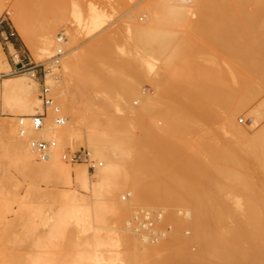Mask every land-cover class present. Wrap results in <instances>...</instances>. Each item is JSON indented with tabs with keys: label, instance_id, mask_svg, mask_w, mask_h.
<instances>
[{
	"label": "bare ground",
	"instance_id": "6f19581e",
	"mask_svg": "<svg viewBox=\"0 0 264 264\" xmlns=\"http://www.w3.org/2000/svg\"><path fill=\"white\" fill-rule=\"evenodd\" d=\"M250 3L253 11L247 10ZM24 5L17 3L7 14L35 61L47 63L53 52L65 50L60 62L51 60L53 66L46 67L50 72L44 79L52 102L44 107L33 71L6 74L11 66L0 45V106L7 114L0 119V167L4 163L0 170L5 174L0 179V223L9 229L13 222L16 236L41 227L32 251L20 264H135L141 253L160 256L151 264H264V124L250 135L235 121L264 87V0H146L107 38L71 55L68 52L79 36L99 28L106 13L92 8L84 14L76 11L70 20L73 28L51 18L36 39ZM3 6L0 0V14ZM137 13L145 17L143 22L137 21ZM192 17L196 23L191 25ZM181 33H187V40H182ZM197 34L226 47L235 56L232 64L193 74L197 68L190 62L196 57L193 35ZM8 45L14 49L12 43ZM111 47L119 56L108 76L86 77L94 62L111 63ZM179 56H185L184 63ZM14 57L19 60L17 54ZM173 60L183 63L180 69ZM129 66L136 71L133 78ZM57 67L64 83L55 80ZM143 67L148 72L163 69L167 79L172 76L173 82L181 76L188 84L180 83L181 94L173 96L167 88L160 89L155 78L148 81L154 92H142L136 77H141ZM228 84L237 88L228 89ZM158 89L166 92L159 93L166 100L180 95L181 99L163 106ZM43 111L42 125L35 127L31 118ZM114 111H122L121 116ZM254 111L252 122L254 116L257 119ZM143 115L155 116L154 123L149 119L153 129L174 138L178 132L191 131L194 118L205 116L207 123L213 117L218 126L196 146L185 144L178 149L164 137H156L159 146L165 147L155 150L164 162L156 158L159 164H154L148 160L155 148L152 127L144 133L140 127L144 135L140 139L133 133L135 119ZM137 139L143 143L139 150ZM36 140L53 142L45 159L32 146ZM76 144L85 147L87 157L70 163L67 152ZM216 161L221 162L219 167ZM10 168L27 180L23 192L19 187L24 181L14 176L16 180L8 183L13 179ZM57 184L62 187L51 188ZM237 185L245 190L238 191L244 192L239 197L242 202L234 198L232 206L241 209L235 212L225 203L229 197L221 194L224 188L236 191ZM122 192L125 195L119 198ZM144 204L161 206L156 210L159 219L149 230L139 229L135 225L139 212L132 213ZM227 222L232 229L226 228ZM182 225L189 227L190 237L174 230ZM154 232L158 238L151 236ZM191 242L197 245L195 253L187 248ZM66 246L71 248L63 254Z\"/></svg>",
	"mask_w": 264,
	"mask_h": 264
},
{
	"label": "rangeland",
	"instance_id": "374dc122",
	"mask_svg": "<svg viewBox=\"0 0 264 264\" xmlns=\"http://www.w3.org/2000/svg\"><path fill=\"white\" fill-rule=\"evenodd\" d=\"M145 1L146 0H2V3H3L4 6H3L2 12H1L2 15L0 14V45H1V50H2L3 54L5 55L6 59L8 60V62L10 63V66H11L10 67L11 71L9 73H6V74H8L10 76V75H15V74H18V73H21V72L30 71L31 69H26L27 66L21 67V64L29 63V65L34 66V69L36 70L35 71V79L38 82V89H39V92H40L43 73L46 74L49 71V70H46L48 68V66H51L53 64L52 61H51L52 59L47 62L48 64L47 63H39V62L35 61V59L32 57L33 55L29 52L30 50H28V48L25 45V43L23 42V40L21 39V37H19V34L16 32V30L14 28V24H13L12 20L9 19L10 15L7 14V11L9 9H11V7H14L17 3L21 2V3H23V4H25L27 6V7H25V5H24L25 11L28 8L27 11H28L29 15L27 14V11H26V14H27V16H29L30 29H31V32H32L33 36H36L35 37L36 39L40 35L41 28H42L43 24H45V22L48 21L51 18H54L56 21L60 22L61 24L66 25L68 27L71 25L70 28H73L72 26H74V25H72V23L74 24V22H70V20L71 21L74 20V18L72 19V17H74L76 15V13H75L76 11H77V14H78V11H79V13L84 14V13L89 12L90 9L92 8L94 10H99L101 12L106 13V16H105L106 20L99 28H97L94 31H91L89 33H83V34H81L79 36L77 42H75V44H74V47H73L74 49L72 51L68 52V55H71L73 52H77L79 50L86 49L90 45H93V44L99 42L100 40L107 38L109 35H111L120 26V24L126 18L127 15H129L131 12L136 10L137 7L140 4L144 3ZM74 4H75V6L77 4V7L80 10L77 7L74 8V6H73ZM247 8H248L247 9L248 11H253V9H255V6H254V4L250 3L247 6ZM74 9H78V10L73 11ZM139 16H140V14L137 13L136 14L137 21L138 22H143L145 20V17H143L142 15L140 17ZM195 19H196L195 17L191 18V22H190L191 25L196 23V21H194ZM61 31H62V28H61ZM8 32H13L14 34L12 36H9V38L7 39V38H5V34H7ZM60 34H62V33L57 31V35L59 36ZM179 35L183 37L182 40H187V33H181ZM63 36H64V39H65V35H63ZM193 41H194V44H193V50L194 51L193 52L195 53L196 57H194L195 60H193V58H192L190 63H191V67L193 69L197 68V70L196 69L194 70L195 72L193 71V74L197 73L196 75H198V71H199L198 69H200L199 72L201 74H202V72H204L203 70H207V71L211 72V71H214L215 69H218V68H225L226 69V67L228 68L230 66V64H232V60L235 58V56H233L226 47L220 48L218 43L213 42L212 40H210L209 38H207V37H205L203 35H198V34L197 35H193ZM9 42L14 44V46L16 47V50L9 48V45H8ZM64 50L65 49L62 48V51H64ZM110 50H111V57H110L111 63L103 62V64H102L100 62H94L93 64L90 65V67H89L90 69L88 70V72L85 73L86 77L93 76V77H95V80H99V77H97L98 74H101V77L103 76V78L108 76L109 70L113 68V62L119 56V53H117L112 47L110 48ZM14 54L18 55V57H19L18 61H16V58L14 57L15 56ZM54 54H55V52H53L52 56ZM185 56H179L178 58L179 59H180V57H181V59L183 58L182 60H183V63H184ZM186 58H187V56H186ZM61 59L62 58L60 57L59 62L61 61ZM176 60H173V63ZM180 60L176 61L177 62V68L183 65L182 62L180 63ZM157 64L158 63L156 62V65ZM175 65L176 64H174V66H172V67H176ZM170 67H171V65H170ZM57 68H58L57 69L58 72L55 71V75H56V79L55 80H57V81H59L61 83H64V81H63L64 77L62 76L61 72L59 71V67H57ZM42 69H43V71L45 70V72H42ZM141 69H142V72L140 74L141 77L139 76L138 80H137V77H136V83H137V85L140 86V88L142 89V92H145V93L154 92V89H153L154 87L152 88L149 85L148 81L149 80L154 81L155 78H158L159 82L158 81L157 82L161 83L160 84L161 86L158 84L159 88L160 87L161 88L163 87V89L167 88V90H165L166 92L169 90L170 93H172V94L176 93L175 95L178 94V96H179V94H181V92H182V87H181L180 83H182V86L184 87V84H185L186 80H188L186 78L178 76V77H176L177 81H174L175 78L173 77L174 80L172 82L171 81L172 80V76L170 75L171 77H169V79L170 78L171 79L169 81V79H167L168 75H165V74H168V72L165 73V71L163 69H160V70H156L155 69L157 71V74H154V73H156L155 70H154V72H153V70H152V72H150V71L148 72V69L145 68V67L140 68V71H141ZM178 69H180V68H178ZM31 71H33V70H31ZM140 71H139V73H140ZM162 71H164V72H162ZM128 72H129V76L131 78H133V75H135L134 73L136 71H135L134 68L129 66L128 67ZM33 73H34V71H33ZM94 74H96V75H94ZM8 75H5V76H8ZM155 75H157V76H155ZM44 78H45V75H44ZM149 78H151V79H149ZM1 80L2 79L0 77V84L2 82ZM166 80H167V82H166ZM44 81H45V79H44ZM164 84H167L168 86H166V85L164 86ZM186 84H188V83L186 82ZM178 86H179V88L181 87L180 88L181 91L178 88ZM234 86H235V88H237L236 84L235 85L228 84V89L234 88ZM0 89H1V85H0ZM160 89H158V91H159V92H157L158 94L163 91V89L162 90H160ZM176 89H178L179 91L176 90ZM165 91H163V92H165ZM119 92L121 93V91H119ZM178 92H180V93H178ZM165 93H163V94H165ZM154 94L156 95V92ZM160 94L162 95V93H160ZM160 94H159V96H160ZM175 95L173 94V96H175ZM255 95L252 97L250 103L248 104V107L243 112L238 113L235 116V121L239 124L240 127H243V129H245V130L247 129V131H248V133L250 135L253 134L252 132H254V130L256 131L258 128L263 126L262 124H264V105H263L264 104V102H263L264 101L263 100L264 99V87H261L259 89V91H257V93ZM159 96H157V97H159ZM165 96H167V94H165ZM178 96L175 97V98H178V99H173L172 97H169L168 100H166L167 99L166 97L160 96L161 99H160V97H159V99L161 100V102H160L159 99H158V101L163 106L166 103H167L166 105H169V104H171V105L174 104L175 105V104H177L180 101L179 98L181 99V95H180V97H178ZM155 99H156V97H155ZM261 100H262V102H261ZM135 101L133 102V105H135ZM258 102L259 103L261 102V104H259ZM136 105H137V103H136ZM258 105H260V106H258ZM1 108L2 107L0 106V119L4 120L3 118L6 117L7 114ZM253 108L255 110L254 111L255 115H257V119L254 116L255 122H252V120H251V117H252L251 111L253 110ZM257 108H259V111H258ZM112 110H111V112H112ZM115 111L113 113L114 114H118L119 113L118 116L120 115V113L122 114V111H117L118 113H116ZM154 114H156V113H154ZM143 116L142 117L138 116V118L135 119L136 120L135 124H136L137 128H135V126L132 125L133 126L132 128H134L135 131L133 129H131V130H132V132L134 131L133 132L134 134L136 132V135L138 136V137L136 136L137 138H139V137L143 138L144 137V135L141 132L142 128L144 129V131H143V133H144L148 127L150 128V127L154 126L152 124H149V119H150L151 123L152 122L154 123V120H155V116L154 115H153L154 117H152L150 115V118H148L147 115H143ZM204 117L203 118L200 117L199 119L198 118H194L193 121H192L193 129L191 131H189V132H184V133L183 132H178V134H176L177 136L175 138H174V134L172 136L171 135L167 136L168 134L166 135L164 133L166 137L165 136H161V135H163V133L158 134L159 132H157V130H154L155 128L152 127V129L154 128L153 129V131L155 133L154 134L153 131H151L152 129L150 128L151 129L150 130L151 131V136L154 139L152 144L153 143L155 144V148L156 149L154 148V145L153 146L151 145L154 148V152L155 153L154 152H152V153L155 156H154L153 159H151L150 157H152L151 156L152 153L149 152L150 153V155H149L150 157L148 158V160L150 159V161L151 162L153 161V163H154V161H156L154 159L157 158V160H158L160 158L159 161L161 162L163 160V162H164V159L161 158L162 154H160L161 157H158L159 153L157 151H155V150H158L159 152H161L160 151L161 150L160 147H162V145H163L162 144V145L159 146V143L156 142L157 141L156 137H158V136L164 137V139H167L169 142L174 143L176 146H178V149L179 148H184L185 144H190V145L196 146L203 139V137H206L210 133L214 132V129H216L217 126H218V124L216 123L217 120L214 119L213 117L208 118L207 123L204 122V119H206ZM151 118H154V120L152 121ZM157 118H159V117H157ZM159 119H157L156 122L159 121ZM133 124H134V122H133ZM250 124L252 126H250ZM140 127H142V128L139 131ZM137 141L138 142H136V143H139V144L136 145V149L139 150L140 140L137 139ZM141 145L143 146V143H141ZM163 147H164V145H163ZM140 148H142V147H140ZM73 149L74 150H72L71 152H75V151L81 152L83 149H85V147L83 145H81V144H76ZM71 152H67V154L71 153ZM205 158L206 157H204V159ZM66 160L71 163V161L68 159V156H67ZM175 160L178 161V159H175ZM175 160H170V162H172V163L176 162ZM1 161L2 160L0 159V163H1ZM81 161H83V160H81ZM76 162H80V161H76ZM151 162H150V164H151ZM156 163L159 164L158 161H156ZM156 163H154V164H156ZM215 163L217 164L216 166L219 167V164L221 162L220 161H216ZM3 164H1V167L3 166ZM89 165H90V163L87 162V166H89ZM92 169H93V167H91V166L88 168L89 171H91ZM14 171L15 170L12 169V168L9 169V173L13 176L12 177L13 179H12V181L10 179L11 182H8V183L12 184V182H14L16 180V179H14L15 177H17L19 180L24 181V182L21 183V186L19 187V191L23 192V190L25 189V186L27 185V180L21 179L19 177V175L16 172H14ZM15 174H17V175H15ZM2 175H5V174H2V172L0 170V179L3 180V176ZM161 176H162V178L165 177L163 174H161L160 177ZM4 178L7 179V177H4ZM233 181H231V182H233ZM235 183H237V181H234V184ZM2 184L6 185V182L5 183L3 182ZM237 186H240V188L234 186L235 189L238 188L236 191L235 190L234 191L231 190V191L228 192L227 189L225 190V188L223 187L224 191H222V192H224V194L221 192L222 193L221 195L225 196L224 198L229 197L228 199L226 198L227 202H225V203L226 204L230 203L228 205H230L231 208L233 207L232 208L233 210H234L235 207L232 206V205H235V203H236L235 199L237 200L239 197L244 196V194H243L244 192L243 191L245 189L241 188L242 185H237ZM6 187H8V184L5 186V188ZM10 187L11 186L9 185L8 188L11 189ZM61 187H62V185H60V184H57L55 186H51V188H53V189L54 188H61ZM239 189L243 190L242 191L243 193H241V195L238 192V191H241ZM255 190L256 191H260V189H258L257 187H255ZM248 192L251 195L252 191H248ZM235 193H238L240 196L237 195V194L234 195ZM121 195H125V193L122 192V193L118 194V197L120 198ZM235 196L238 197V198H236ZM126 198H127V196H125L124 200H126ZM122 199H123V197H122ZM239 199H240V201L241 200L243 201V198H239ZM223 200H225V199H223ZM228 200L231 201V202H229ZM159 207H161V206L160 205H149V204L146 205V204H144V205H141V206H136L132 213L134 214L135 211L137 213V210H138L139 213L142 210L143 211H145V210H155V211L157 210V211H160ZM237 208H235L236 209L235 212L236 211H241V209L239 210ZM140 209H142V210H140ZM224 211H226L225 207H224ZM227 212H229V210H227L226 213ZM226 219H229V218H226ZM226 221H229L230 224L231 223L233 224V222H231L230 219L226 220ZM12 223L10 224L9 229L6 228V226H4L3 224L0 223V264H15V263L20 264V263H22L25 260V258L27 256V253L32 251V241L34 239V236L41 229V227L38 226L37 228H35L33 230H30L27 233L26 236H16L15 235L16 232H14V227H13L14 223L13 224ZM225 224L227 225L226 228H229L231 226L228 222L225 223ZM166 226H162L160 228L166 229L167 228ZM230 229H232V226H231ZM174 230H176V231L178 230L177 232L180 233V235L183 236V237L187 238V237L191 236V230L189 229V227L186 228V226L182 225V227L180 229L174 228ZM187 245H188L187 248H188L190 253H195L197 251V245H195L194 243L191 242V243H188ZM68 248H71V246L64 247L62 249V253L64 254L65 251H68L69 250ZM61 258H62V256L60 255V259ZM159 258H160V256H158V255L150 256V255H147L145 253H141L139 255V257L135 260V264H151L154 261L158 260Z\"/></svg>",
	"mask_w": 264,
	"mask_h": 264
},
{
	"label": "built area",
	"instance_id": "2783aa9c",
	"mask_svg": "<svg viewBox=\"0 0 264 264\" xmlns=\"http://www.w3.org/2000/svg\"><path fill=\"white\" fill-rule=\"evenodd\" d=\"M13 34H14L13 32H8L7 34H5V38L8 39L9 36H12ZM59 37H61L62 39L63 38L62 34H60ZM62 54H63V51L61 49H58L55 52V54L52 56V61L54 63H57ZM25 66H27L26 69L33 70L35 74L36 70L34 69V66L29 65V63L21 64V67H25ZM42 72H45V70L43 71L42 69ZM44 75L45 74L43 73L39 97L41 98L42 105L46 107L52 102V98L49 95L48 85H46L44 81ZM44 115H45V111L34 114L33 117L31 118L32 124L35 127H40L42 125V120H43ZM52 144H53L52 141H44V140H36L32 142V146L37 151L38 157L40 159H45L48 156V149ZM86 157H87V152L85 149H83L81 152L79 151L71 152L68 155V159L71 162L85 160ZM138 216H139V220L135 221V225H137L139 229L145 228L149 230L156 224V222L159 219V215L157 214V211L155 210L141 211ZM151 236H153V238H158L159 233L157 232L151 233Z\"/></svg>",
	"mask_w": 264,
	"mask_h": 264
},
{
	"label": "crops",
	"instance_id": "0c3cea01",
	"mask_svg": "<svg viewBox=\"0 0 264 264\" xmlns=\"http://www.w3.org/2000/svg\"><path fill=\"white\" fill-rule=\"evenodd\" d=\"M5 43V42H4ZM12 45H13V48L16 50V47L14 46V44L12 43Z\"/></svg>",
	"mask_w": 264,
	"mask_h": 264
}]
</instances>
